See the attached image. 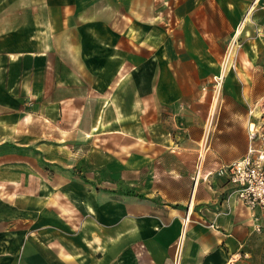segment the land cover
<instances>
[{
  "label": "crops",
  "instance_id": "obj_1",
  "mask_svg": "<svg viewBox=\"0 0 264 264\" xmlns=\"http://www.w3.org/2000/svg\"><path fill=\"white\" fill-rule=\"evenodd\" d=\"M262 65L264 0H0V264H234Z\"/></svg>",
  "mask_w": 264,
  "mask_h": 264
},
{
  "label": "built area",
  "instance_id": "obj_2",
  "mask_svg": "<svg viewBox=\"0 0 264 264\" xmlns=\"http://www.w3.org/2000/svg\"><path fill=\"white\" fill-rule=\"evenodd\" d=\"M247 138L245 154L220 164L215 172L233 184L237 199L247 208L264 212V123L250 122Z\"/></svg>",
  "mask_w": 264,
  "mask_h": 264
},
{
  "label": "rangeland",
  "instance_id": "obj_3",
  "mask_svg": "<svg viewBox=\"0 0 264 264\" xmlns=\"http://www.w3.org/2000/svg\"><path fill=\"white\" fill-rule=\"evenodd\" d=\"M252 30L256 31L255 27H252ZM225 73H227V71ZM255 75L257 79H264V65L256 70ZM219 90L217 91V94L220 96L222 89L219 88ZM256 90L258 92L260 89L257 88ZM260 103L264 105V96H262ZM260 111H262L260 114H256L259 118V121L256 122L264 123V118H262L264 117V110L261 109ZM261 219V223L257 224L258 228L256 226L254 231L249 235L247 242L242 249L240 258L234 264H264V218L261 217Z\"/></svg>",
  "mask_w": 264,
  "mask_h": 264
}]
</instances>
